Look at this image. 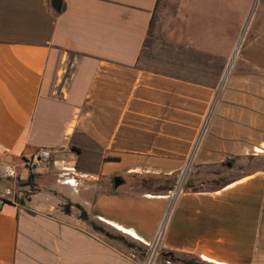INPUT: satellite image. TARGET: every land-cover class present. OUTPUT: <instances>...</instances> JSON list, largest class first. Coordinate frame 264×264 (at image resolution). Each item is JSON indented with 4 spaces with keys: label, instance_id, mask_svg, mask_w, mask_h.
I'll return each instance as SVG.
<instances>
[{
    "label": "crops",
    "instance_id": "obj_1",
    "mask_svg": "<svg viewBox=\"0 0 264 264\" xmlns=\"http://www.w3.org/2000/svg\"><path fill=\"white\" fill-rule=\"evenodd\" d=\"M254 1L177 0L170 41L188 55L157 70L140 58L158 0H0V165L33 188L1 204L0 264H145L66 204L146 247L163 220L162 250L264 264V6L252 16ZM40 149L49 158L25 171ZM238 161L258 166L217 190L180 189L193 170ZM171 176L177 193L135 188Z\"/></svg>",
    "mask_w": 264,
    "mask_h": 264
},
{
    "label": "rangeland",
    "instance_id": "obj_2",
    "mask_svg": "<svg viewBox=\"0 0 264 264\" xmlns=\"http://www.w3.org/2000/svg\"><path fill=\"white\" fill-rule=\"evenodd\" d=\"M262 0H256L251 4V15L261 13L263 8ZM176 17H177V0H158L157 6L153 15V22L149 36L145 41V45L141 54L140 64L157 70H165L163 62L164 60L177 61L184 59L188 55V52L179 47L175 42H171V34L173 29H176ZM251 21V19H250ZM194 35L197 39H200L201 32L194 31ZM232 166V171H228V168H215V169H199L193 170L190 175H187L181 184V190H192L193 188L208 189L213 186L221 185L236 176L241 175V171L256 168L258 165L252 162L238 161ZM21 166L16 170L22 175L20 170ZM217 173V176H212L210 173ZM181 179L176 181L175 187L172 192H175ZM14 180L4 166L0 165V198L3 195L4 198L12 199L16 197V201H24L29 196L27 191L32 192L33 188L28 185L27 180ZM135 184H139L135 182ZM7 192H10V194ZM66 204L65 206H67ZM61 210L64 211V207ZM69 211L76 212L79 215V211L74 205L69 206ZM163 224L161 221L160 226ZM109 230L110 233L116 234V232ZM123 251L133 254L137 259L144 260L145 264H197L196 260L189 256L179 255H166V251L159 248L157 242H153L147 247L146 253L143 258H140V252L127 248L126 245L121 244ZM164 254V255H163Z\"/></svg>",
    "mask_w": 264,
    "mask_h": 264
},
{
    "label": "trees",
    "instance_id": "obj_3",
    "mask_svg": "<svg viewBox=\"0 0 264 264\" xmlns=\"http://www.w3.org/2000/svg\"><path fill=\"white\" fill-rule=\"evenodd\" d=\"M228 164H229V166L231 165V163H228ZM176 181L177 180L175 179L174 176L164 177V178L141 179V180L137 181V183H139V184H136L135 188L137 191L147 192L150 194H157V195L158 194H168V192L172 191L173 188L175 187ZM220 186L221 185L213 186V187H210L206 190H217L218 188H220ZM199 189H201V188H199ZM199 189L193 188L192 191H197ZM14 199L16 201V197H14ZM0 202H3V203L9 202V200L0 199ZM70 205L71 204H68L67 206L64 207V210L66 212H69V206ZM74 207L79 211V218L86 221L94 233L102 236L107 241H111V242L115 243L116 245L121 246V244H124V245H126L127 248L134 249V250L140 252V255H139L140 258L144 257L146 250H147V247L145 245H143L139 242H136L135 240L129 238L128 236H126L120 232L114 231V232H116V234L110 233L109 230H107V229H109L107 226L97 222L94 219L89 218L88 215L85 213V211L79 205H74ZM166 252H167L166 255H169V256H172V255L189 256V257L193 258L194 260H196L197 264H204L191 255H185V254L175 253V252H170V251H166Z\"/></svg>",
    "mask_w": 264,
    "mask_h": 264
},
{
    "label": "built area",
    "instance_id": "obj_4",
    "mask_svg": "<svg viewBox=\"0 0 264 264\" xmlns=\"http://www.w3.org/2000/svg\"><path fill=\"white\" fill-rule=\"evenodd\" d=\"M49 151L48 149H40L37 151L34 155L29 156L22 161V167L25 169L27 172H31L37 168V166L43 164L48 158H49ZM3 202H0V207ZM163 230V224L160 226L157 230V234L155 236L154 242H159V239L161 237ZM149 264V263H146Z\"/></svg>",
    "mask_w": 264,
    "mask_h": 264
},
{
    "label": "water",
    "instance_id": "obj_5",
    "mask_svg": "<svg viewBox=\"0 0 264 264\" xmlns=\"http://www.w3.org/2000/svg\"><path fill=\"white\" fill-rule=\"evenodd\" d=\"M56 9H59V5L58 4H56L55 6H54ZM119 182V181H118ZM178 190H179V188L176 190V193L178 192Z\"/></svg>",
    "mask_w": 264,
    "mask_h": 264
}]
</instances>
